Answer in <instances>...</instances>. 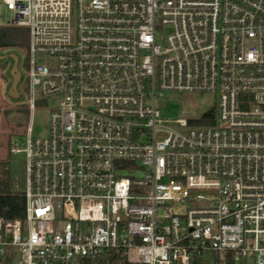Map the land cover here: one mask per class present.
I'll list each match as a JSON object with an SVG mask.
<instances>
[{
  "label": "built area",
  "instance_id": "1",
  "mask_svg": "<svg viewBox=\"0 0 264 264\" xmlns=\"http://www.w3.org/2000/svg\"><path fill=\"white\" fill-rule=\"evenodd\" d=\"M2 4L28 32L29 120L56 103L10 148L23 217H0V264H264V0ZM166 92L214 94L212 125H163Z\"/></svg>",
  "mask_w": 264,
  "mask_h": 264
},
{
  "label": "rangeland",
  "instance_id": "2",
  "mask_svg": "<svg viewBox=\"0 0 264 264\" xmlns=\"http://www.w3.org/2000/svg\"><path fill=\"white\" fill-rule=\"evenodd\" d=\"M7 10L0 0V26H7L9 21ZM18 58V69L21 79L17 85L19 97L8 96L11 83L9 69L12 65L10 55ZM0 192L21 193L24 182L23 155L11 154L10 148H22L26 138V128L30 126V137L45 138L48 131V114L56 103L54 97H49L35 106L32 119L29 120V110L21 103L23 99L24 66L26 48L0 49ZM39 62L52 64L53 58L38 57ZM163 125L177 129L175 119L197 120L209 110L217 108V97L208 92H166L163 98L156 101ZM142 141L150 139V130L141 131ZM202 204H190L187 207H201Z\"/></svg>",
  "mask_w": 264,
  "mask_h": 264
},
{
  "label": "trees",
  "instance_id": "3",
  "mask_svg": "<svg viewBox=\"0 0 264 264\" xmlns=\"http://www.w3.org/2000/svg\"><path fill=\"white\" fill-rule=\"evenodd\" d=\"M28 32L27 29L17 26H0V49H23L27 47ZM25 65V61H23ZM41 104V101L36 103ZM214 111L209 110L197 120H188V124L192 126L205 127L212 125ZM23 197L20 193L0 192V217L17 220L23 217ZM195 264H208L203 262L201 258L195 259ZM111 264H128L122 258V255L115 256ZM213 264H216L213 261Z\"/></svg>",
  "mask_w": 264,
  "mask_h": 264
},
{
  "label": "water",
  "instance_id": "4",
  "mask_svg": "<svg viewBox=\"0 0 264 264\" xmlns=\"http://www.w3.org/2000/svg\"><path fill=\"white\" fill-rule=\"evenodd\" d=\"M2 57L0 56V59ZM10 58L12 60V65L9 69V75L11 77V83L9 86V89L7 91L8 96L13 98V99H17L19 97V93L17 91V85L21 79V73L18 69V58L16 55L11 54Z\"/></svg>",
  "mask_w": 264,
  "mask_h": 264
}]
</instances>
